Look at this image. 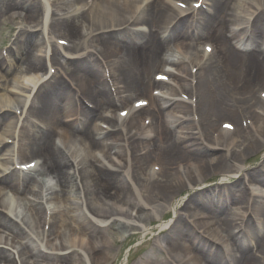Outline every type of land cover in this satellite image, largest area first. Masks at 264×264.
<instances>
[{
    "label": "bare ground",
    "instance_id": "1",
    "mask_svg": "<svg viewBox=\"0 0 264 264\" xmlns=\"http://www.w3.org/2000/svg\"><path fill=\"white\" fill-rule=\"evenodd\" d=\"M144 1L145 0H66L64 3L65 6L71 5L72 8H76L79 5L85 4L87 10L80 14L79 17L72 16L68 20L59 19L55 25V29L57 28L58 32L67 39L74 38L72 36L77 30L76 27L80 29L82 24H86L87 28L96 26L97 29L94 30L101 28L112 29L113 27H118L120 29L118 32L112 31L106 36L97 38L96 44L102 47L103 54L108 59L111 75L113 76L114 84L118 90L117 99H119V104H121L122 107L129 106L131 104L130 96L143 95L149 102L148 107L153 109V123H150L147 128H144L142 139L136 141L133 140V136L130 135V140L134 144L135 154L142 155L141 158L136 160L138 163L137 171H141L140 174L145 175L143 166L147 168L150 164H158L157 161L162 162L164 158L168 160V162H172L171 165H173V168L171 173L161 176V180H156V178H159L158 175H154L153 179L155 181L152 179V185L157 190L156 196L159 197V200H167V205H165L166 203L164 205L155 203L150 205L157 215L158 213L160 214L159 217L162 219V214L164 213L162 211H166L172 207L173 211L176 212L177 209L183 205L184 209L179 211L182 212L188 208V206H186L187 203L192 205L194 196L197 194L200 195L205 191L206 187L204 186L203 179L208 176L211 169H219L222 173V179H227V175L229 177H235L242 171L243 166L241 165L238 167H235L234 164L228 165V159L231 157L234 158L232 154L234 149L242 148L244 150L243 152L249 150H253V152L256 151L255 146L251 144H242V142H244L243 140H241V142L239 141L240 146L237 144L233 146L230 142V138L224 142L223 136L221 135L214 141L208 140L207 144H209V146L206 148L209 149L206 151L211 155L200 158L196 157L195 155L201 152L200 148H204L200 146L198 142L197 135L200 137L201 133L196 123L182 122L175 118V114H180L182 112L188 113V108L184 105L183 101L177 99L175 88L180 86V88L186 89V93L188 94L187 81L180 79L179 75L190 76L187 70V66H189L188 63L196 64V66L200 68L201 73L199 72V75L202 74L203 84L206 83L209 85V88L214 89L212 96L208 93L205 95L203 89L201 91V85L199 103L204 107L203 109H207V106L212 107L213 109H211V111L215 112L218 116L222 114L231 116L236 115L234 109L227 107L230 94H235L234 92L236 91V93H239L240 91L247 90L253 85H257L259 88L264 89V67L261 66L262 62L259 61L260 55L258 56L257 53H254L241 56L227 46L230 41H234L239 45H247L249 41H252V43L256 41L261 47H264V12L255 20L259 22L254 23L251 34L248 36L246 33L249 19H251L256 10L264 7V0H240L232 16L233 20L231 21L229 19V23L223 21V14L225 16L223 8L226 0H212V7L214 10L213 17L205 19L198 18L197 25L205 28V34L209 35L216 44V56L222 65L221 71L211 63L210 57H206L202 54L196 55L188 51L186 44L177 43L178 40H186L189 37L188 28H190L191 25L190 19L182 15V12H179L175 18L172 8H167L165 11L160 10L158 7L148 9L149 7H145ZM8 2L13 4L11 0H0L1 5ZM24 8L30 21H38V15H40L43 20H47V11L43 10L39 3L32 0L27 1ZM90 13L94 16L92 20L88 19ZM142 18L151 23L160 22L167 25V28L162 30L161 35H166L170 45L174 47L171 52L166 51L167 41L160 40L158 36L154 35L143 37L142 45L137 46L135 43L134 46H131V40L126 39V36L133 35L134 33L131 32L132 29L143 25L139 23L142 22ZM24 21L25 23L28 22L26 20ZM187 24H189V27ZM127 25H129L128 28L123 30V27ZM240 27L245 28L240 29ZM22 33L27 35L26 40L20 37ZM18 35L19 36L13 43L14 48L7 52L9 65L2 70L3 72L0 70V73L5 76H10L13 74L12 72L16 74L20 70L18 78L15 77L14 79L15 83L20 84L21 77H19V75L27 73V71L34 72V68L39 66L41 56L38 54L42 46L32 28L26 25ZM250 46L251 44H248L246 48ZM58 48L59 50H63L60 46H58ZM23 50H25V54H21ZM37 51L38 53H36ZM2 61L3 59L0 56V63ZM54 62L58 64L57 59H54ZM75 64L80 66L82 72L81 78H79V81L82 83V91L97 106V110L94 112L83 111L79 124L74 122L70 124V126L63 128L61 119H70L76 115V104L73 100V94L69 89L65 88L64 83L58 82V80L53 81V83L47 86L45 85L48 84V82H45L44 86H42V84V87L40 86L41 88L39 91L33 96L35 100L34 106L30 108L29 114H32L33 117L36 118L42 116L47 120V123L57 126H54L55 130L60 133L59 136L62 140V148L66 151L63 153L62 149H57L53 146L49 147L46 134L40 131L31 134L29 133L30 130L29 132L26 130L24 137L27 138L26 147H30V144H34L35 146L30 148L46 153L45 156L51 158L53 163V166H51L50 169H46L45 172L46 176H52L56 181V185L49 191L48 197L49 200L52 201L57 200L58 202H65V208L63 206L62 209L63 212L57 217L59 222L53 228L58 231H64L61 228L69 226V231H71L74 236L79 237L83 232L82 225L84 226V222L78 218L81 216L79 211L77 209L74 210V206H77L79 201L78 198L73 195L76 189V174L78 175V173L74 170L71 173L70 162L74 165H78L80 170L79 176L83 182H85L86 179L90 180L87 185H81L88 190L87 196H101L102 198H118V196H120L124 200L129 190L125 183L126 173L122 170L120 171L116 167L120 165L121 158L125 155L122 141L123 135L120 133V130H118V127L120 129L123 128V124L111 115V110L115 108L116 103L115 101L113 102L107 85L100 83V79H98L100 71L92 61L85 60ZM165 65L166 67L176 68V72L171 75V84L157 86V88L162 91V96L152 98L150 92L151 88L155 87V84L150 80L149 73L151 71H163ZM24 70L26 72H24ZM208 72H210L209 75ZM21 87L25 86L21 84ZM231 87H233V89L230 90ZM12 89H14V87H12ZM164 95H166L165 98H163ZM6 98L5 104L0 106V127L9 124L11 118H13L12 113L7 110L8 104L11 102H21V99L11 97L10 94H8ZM245 106H247V104L242 106L243 109H245L244 113L248 114L250 109L244 108ZM141 113L144 114L143 109L135 111L128 116L126 124L128 125L129 133L130 131L137 133L136 125L141 121ZM254 119L256 120L255 124L259 132V137H262L264 120L256 117H254ZM94 120H96V125L93 122ZM105 123L112 126V130L108 133L99 128V124ZM65 128H70L72 130V135L75 134L74 137L79 136L78 141L82 143L77 144L72 140L71 135L68 134L69 130ZM194 130L198 131V133L196 134ZM151 136H153V142L148 140ZM253 140L254 138L252 141ZM154 142L160 143L164 148L162 150L156 148ZM220 146H225L228 151L225 153L218 152L217 148ZM1 148L3 149L5 147L0 144V149ZM95 153L104 154L107 160L110 162L112 161V167L114 169H107L105 167L100 169L97 167V158H94ZM191 160L194 161L193 165L189 164ZM179 163L183 165V170ZM15 178L20 179L19 177ZM17 179L8 178L6 182L1 180L0 184H5L6 188L13 191H27L30 193L29 195L34 198L39 197L35 194V181L33 179L20 181ZM198 181L200 182V186L196 187L195 185ZM55 187L58 188V190ZM147 187L143 186L141 189L146 190ZM2 189L3 187H0V232L6 234V237H8V240L6 239L5 242L13 244L14 249H16L18 246L20 247V245L24 246L25 242L21 243L20 230L2 217V215H4V217H12L14 215L16 218L17 209L11 197L2 196ZM208 191L220 196V192L216 191L215 187L208 189ZM55 192H58V194H55ZM183 193H185L186 196L180 198V194ZM13 194H16V192ZM190 197L193 198L189 199ZM187 198L189 200L185 202ZM39 199L41 202L46 201L44 197ZM140 199L141 198L138 200L140 201ZM60 202L59 205L61 204ZM24 206L27 208V213H30L31 217H29L28 214L27 217L31 219L34 226L43 223V208L41 204L39 208L31 206L29 203L24 204ZM60 211L61 210H57L55 212V210H53V214L56 213L57 215ZM99 213L102 218V223H105V220L111 219V217L104 216V212L99 211ZM53 220L54 218H52V222ZM220 221L229 227L231 226V221L225 220V218ZM195 224L204 228L203 237H208L215 242L217 236L218 239L221 240V234H218V232L209 225L207 220L199 219ZM125 226H128L127 222L120 223L117 225L116 229L112 228L111 232H121L125 229ZM167 226L168 225L162 226L161 228ZM170 229H172V227ZM146 231V228L141 230L142 233ZM233 233L235 235L238 234L236 231L232 232V234ZM194 239H196V236L191 232H187V234L181 233L178 234V239L171 243L173 248L172 253L175 257H179L176 264H201L202 262L206 264H216L210 262L212 261L211 246L208 245L205 239L202 240L207 243L208 247L202 242L199 250L200 255L191 254L189 247L194 245ZM1 242L2 241H0V244H5ZM65 244L67 245L61 252L66 251L69 246L77 245L79 247V252L73 254L76 256V262H88L96 258L94 251H89L85 246L74 240L72 236L64 240V245ZM55 249L56 247L54 250ZM256 250L261 253L260 259H263L264 247L261 241L256 243L255 251ZM8 252L7 249L0 248V264H10V262L14 261L13 255ZM31 254H34L33 249L31 250ZM25 255H29V252L25 247H22L18 251L17 259L20 260V258L25 257ZM27 257L28 256H26V258ZM243 257L245 258H243L241 264L258 263L253 262L254 259L249 258V253L246 251L243 253ZM29 258L32 257L29 256ZM102 259H104V257H100L94 261H101ZM148 259L147 257L145 260ZM94 261L92 263H95ZM237 264H240V262Z\"/></svg>",
    "mask_w": 264,
    "mask_h": 264
},
{
    "label": "rangeland",
    "instance_id": "2",
    "mask_svg": "<svg viewBox=\"0 0 264 264\" xmlns=\"http://www.w3.org/2000/svg\"><path fill=\"white\" fill-rule=\"evenodd\" d=\"M77 31H78V29H77ZM8 34H9V31H5V30H1V32H0V41H1V43L3 44L4 43V41H3V39H6V37L8 36ZM62 37V36H61ZM206 38H203V39H200V41H202V40H205ZM59 60L62 62V59L59 57ZM154 72V71H153ZM153 72H150V74H152ZM9 87V86H8ZM254 87V86H253ZM253 87H250V89L249 90H251ZM255 89H257V88H255ZM248 90V91H249ZM247 91V92H248ZM243 93H241L240 95H242ZM246 94H248V93H246ZM133 99V98H132ZM131 99V100H132ZM228 100H230V99H228ZM231 101V100H230ZM221 120H226L225 118H220ZM227 119H229V116H227ZM236 121H237V119H236ZM264 141V140H263ZM244 156H248V158L251 156L250 154H245ZM210 176H211V178L212 177H214V173H211L210 174ZM115 236H118L117 234H115ZM145 248H144V246H142L140 249H139V252H141V251H143ZM138 252V253H139ZM145 252H147V250L145 251ZM143 258V257H142Z\"/></svg>",
    "mask_w": 264,
    "mask_h": 264
}]
</instances>
